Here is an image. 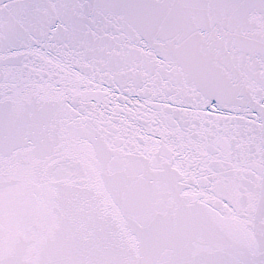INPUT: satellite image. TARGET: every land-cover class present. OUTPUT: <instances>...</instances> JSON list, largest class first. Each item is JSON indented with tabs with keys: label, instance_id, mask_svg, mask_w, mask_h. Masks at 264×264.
Masks as SVG:
<instances>
[{
	"label": "snow or ice",
	"instance_id": "1",
	"mask_svg": "<svg viewBox=\"0 0 264 264\" xmlns=\"http://www.w3.org/2000/svg\"><path fill=\"white\" fill-rule=\"evenodd\" d=\"M0 264H264V0H0Z\"/></svg>",
	"mask_w": 264,
	"mask_h": 264
}]
</instances>
